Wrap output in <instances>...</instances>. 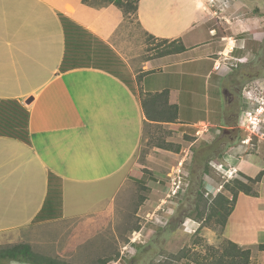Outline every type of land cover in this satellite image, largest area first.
<instances>
[{
  "label": "crops",
  "instance_id": "0c3cea01",
  "mask_svg": "<svg viewBox=\"0 0 264 264\" xmlns=\"http://www.w3.org/2000/svg\"><path fill=\"white\" fill-rule=\"evenodd\" d=\"M211 3L139 0L137 24L143 35L181 39L187 49L133 67L123 52L130 41L117 37L125 16L116 5L0 0V98L16 99L29 110L31 138L28 144L0 136V232L20 233L32 224L102 215L115 208L123 186L134 181L136 167L130 162L141 145L145 120L140 87L145 92L169 89L170 102L179 106L183 90L178 83L195 77L201 62L214 60L207 76L228 73H222L223 66L214 69L219 52L211 26L217 11ZM61 15L108 43L126 64L123 75L86 66L62 72L66 35ZM142 71L150 72L138 84ZM155 71L170 75L161 88L146 81ZM253 166L256 174L249 171ZM238 169L249 177L262 172L258 194L241 192L223 231L205 229V236L212 244L231 239L251 250L250 264H264V161L256 154L243 156ZM71 200L77 201L75 206L67 204Z\"/></svg>",
  "mask_w": 264,
  "mask_h": 264
},
{
  "label": "rangeland",
  "instance_id": "374dc122",
  "mask_svg": "<svg viewBox=\"0 0 264 264\" xmlns=\"http://www.w3.org/2000/svg\"><path fill=\"white\" fill-rule=\"evenodd\" d=\"M211 4L217 11L211 22L219 52L214 57L222 62V73H228L213 71L207 76L214 62L207 59L199 64L200 71L195 67L199 72L195 77H185L184 85L179 81L181 120L145 128L130 162L136 167L134 181L123 186L115 208L102 215L32 224L20 233L0 232V247L27 242L38 253L73 264H97L107 256L113 258L108 264H186L194 252L205 253L207 244H221L222 240L212 244L205 236V229L221 230L214 225L215 218L207 227L195 215L197 209H204L202 202L197 206L201 194L208 204L216 187L232 197L222 174L247 182L238 169L243 156L256 154L264 161V134L256 127L264 122V0H212ZM137 23L128 17L117 33L130 41L123 52L133 67L157 51ZM147 77L151 88H161L171 79L158 71ZM235 85L241 86V97L230 104L226 91L235 95ZM162 143L172 145L171 150L156 146ZM206 166L209 171L204 173ZM257 166L249 171L256 174ZM179 179L182 185L176 193L172 180L179 183ZM231 225L245 229L242 224Z\"/></svg>",
  "mask_w": 264,
  "mask_h": 264
},
{
  "label": "trees",
  "instance_id": "16d2710c",
  "mask_svg": "<svg viewBox=\"0 0 264 264\" xmlns=\"http://www.w3.org/2000/svg\"><path fill=\"white\" fill-rule=\"evenodd\" d=\"M82 2L92 6L114 4L122 10L125 19L133 17L137 20L138 18L139 0H82ZM61 19L65 27L66 35V51L60 67L62 72L72 68L86 66L103 68L114 74L123 75L122 68L126 64L122 57L108 43L77 25L69 18L61 15ZM147 41H151V43L152 41L154 42L156 46L154 50H157V57L180 53L187 49L181 39L171 40L167 38H157L154 35L148 34ZM149 72L150 71H142L138 74V84L141 83L143 76ZM130 83L133 82L130 81ZM138 97L145 115L143 132L145 128L152 124L175 123L179 120V106L170 102L169 89L156 92H145L140 87ZM29 118V110L18 100L0 98V136L18 139L30 144ZM156 146L168 150L172 148V145L169 143L157 144ZM176 150H179V147L173 151ZM203 171L204 173L209 171L208 167L206 166ZM243 176L247 178V182L235 178L224 183V188L231 193L232 197L219 192L214 197L213 201L208 204L203 194H201L197 206H200L199 203L202 202L204 209H197L195 219L202 222V224L204 223V226L210 227V222L215 218L214 225L220 227V231H223L235 209L239 194L241 192L251 196H257L258 194L255 190V185L260 181L262 172L256 177ZM53 196L54 193L52 194V197ZM144 199L145 197L141 196L142 202ZM46 207L51 208L48 200ZM260 247L264 248V245H260ZM205 250V253L194 252L189 263L186 264H190V262L194 264L251 263V250L241 247L231 239H222L219 246L207 244ZM180 258L181 257H179V259ZM111 260H113V258L110 256L100 258L97 264H108ZM14 262L19 264H73L59 258L38 253L32 248V245L27 242L1 246L0 264H12ZM167 264L171 263L167 262Z\"/></svg>",
  "mask_w": 264,
  "mask_h": 264
},
{
  "label": "built area",
  "instance_id": "2783aa9c",
  "mask_svg": "<svg viewBox=\"0 0 264 264\" xmlns=\"http://www.w3.org/2000/svg\"><path fill=\"white\" fill-rule=\"evenodd\" d=\"M222 67V62L220 61V60H215V63H214V69L215 70H219L220 68ZM259 110V109H258ZM247 114H248V116L250 115V113L247 111L246 112ZM264 121V120H263ZM256 127H258V126H260L259 127V132H260V130H261V133L262 134H264V122L262 123V120H260L259 122H257L256 123ZM224 166L221 164L220 165V168H223ZM214 168H216V170H218L217 168L218 167H215L214 166ZM225 174V175H224ZM224 174H222V179L224 180V183L225 182H227V181H229V180H231V179H228V178H226L225 176H226V173H224ZM176 180H172V183H174V186H176L177 187V191H176V193L177 192H179V190L181 189V185H182V180L181 179H179V183H177V182H175ZM215 190H216V192H215ZM215 190H213V191H211V194L213 195V196H216L217 195V193H219V192H221L220 191V189H218L217 187L215 188ZM207 195L208 194H210V192L208 191L207 193H206ZM12 264H19V263H17V262H14V263H12Z\"/></svg>",
  "mask_w": 264,
  "mask_h": 264
},
{
  "label": "flooded vegetation",
  "instance_id": "af4514ba",
  "mask_svg": "<svg viewBox=\"0 0 264 264\" xmlns=\"http://www.w3.org/2000/svg\"><path fill=\"white\" fill-rule=\"evenodd\" d=\"M234 88L236 89V93H235V95L233 94V92H228V91H226V94H227V99H228V102L230 103V104H232L233 103V101L235 100V98L237 97V98H240L241 97V95H240V91H241V86L240 85H235L234 86Z\"/></svg>",
  "mask_w": 264,
  "mask_h": 264
},
{
  "label": "water",
  "instance_id": "95a60500",
  "mask_svg": "<svg viewBox=\"0 0 264 264\" xmlns=\"http://www.w3.org/2000/svg\"><path fill=\"white\" fill-rule=\"evenodd\" d=\"M31 100H32V98L28 99L26 102L29 103V102H31Z\"/></svg>",
  "mask_w": 264,
  "mask_h": 264
},
{
  "label": "bare ground",
  "instance_id": "6f19581e",
  "mask_svg": "<svg viewBox=\"0 0 264 264\" xmlns=\"http://www.w3.org/2000/svg\"><path fill=\"white\" fill-rule=\"evenodd\" d=\"M231 40V39H230Z\"/></svg>",
  "mask_w": 264,
  "mask_h": 264
}]
</instances>
